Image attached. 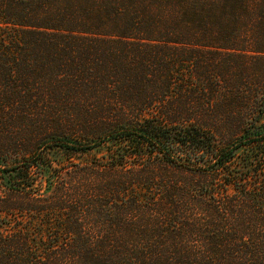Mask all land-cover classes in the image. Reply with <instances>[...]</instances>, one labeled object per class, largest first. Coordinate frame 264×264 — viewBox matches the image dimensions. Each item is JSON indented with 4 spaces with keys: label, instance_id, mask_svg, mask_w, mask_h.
Segmentation results:
<instances>
[{
    "label": "trees",
    "instance_id": "trees-1",
    "mask_svg": "<svg viewBox=\"0 0 264 264\" xmlns=\"http://www.w3.org/2000/svg\"><path fill=\"white\" fill-rule=\"evenodd\" d=\"M0 264H264V0H0Z\"/></svg>",
    "mask_w": 264,
    "mask_h": 264
},
{
    "label": "rangeland",
    "instance_id": "rangeland-1",
    "mask_svg": "<svg viewBox=\"0 0 264 264\" xmlns=\"http://www.w3.org/2000/svg\"><path fill=\"white\" fill-rule=\"evenodd\" d=\"M57 158H59V159H60V158H61V156L59 155V156H57Z\"/></svg>",
    "mask_w": 264,
    "mask_h": 264
}]
</instances>
